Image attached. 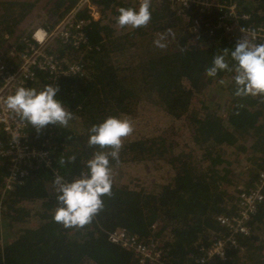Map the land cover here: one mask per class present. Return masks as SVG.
I'll return each mask as SVG.
<instances>
[{
  "label": "trees",
  "instance_id": "16d2710c",
  "mask_svg": "<svg viewBox=\"0 0 264 264\" xmlns=\"http://www.w3.org/2000/svg\"><path fill=\"white\" fill-rule=\"evenodd\" d=\"M80 1L49 0L43 7L41 27L48 32L77 9L74 20L82 21L86 42L74 49L58 38L49 51L82 70L54 85L59 88L54 99L73 113L69 125H48L39 132L28 125L31 144L50 153L52 166L30 169L21 184L3 192L8 163L0 157V264H137L132 251L109 241L117 230L142 244L156 243L166 264H193L224 231L217 218L236 215L239 194L257 189L264 171V97L235 96L234 72L205 75L214 56L225 49L232 66L230 52L242 37L264 43V0H208L207 9L192 5L180 15L179 5L151 0V20L134 30L117 27L115 17L119 8L137 9L138 0H87L77 7ZM229 1L237 5V20L222 18L228 10L217 2L226 6ZM37 2L0 0V50L9 38L20 50L23 35L17 29ZM169 28L174 35L165 43L172 47H155L153 41ZM138 38H143L139 45ZM142 43L146 57L127 65L129 49ZM8 56L3 59L13 62ZM38 78L41 90L49 85L45 75ZM143 104L158 106L170 123L153 137L123 139L119 160L110 158L109 166L113 174L123 164L162 163L165 184L140 189L138 183L123 184L112 176V195L102 197L103 210L90 224L64 228L54 222L56 176L66 182L78 178L101 150L88 146L89 129L108 117L134 119ZM175 120L183 124L191 146L168 135ZM5 146L0 134V149ZM227 151L237 166L245 165L237 168ZM73 155L75 161L67 163ZM261 194L248 223L250 236L238 238L243 251L238 248L226 263L217 264H264V186Z\"/></svg>",
  "mask_w": 264,
  "mask_h": 264
},
{
  "label": "built area",
  "instance_id": "2783aa9c",
  "mask_svg": "<svg viewBox=\"0 0 264 264\" xmlns=\"http://www.w3.org/2000/svg\"><path fill=\"white\" fill-rule=\"evenodd\" d=\"M87 1V0H86ZM83 1L82 3L86 2ZM79 3L77 7H81ZM171 3V2H170ZM180 6L178 12L187 9L192 5L202 6V10L209 7V1L205 0H175L172 2ZM228 10L223 19L237 20V5L229 1L228 5H220ZM77 9H73L69 16H66L60 24L52 31L42 29L40 37L22 38L20 50L10 48L8 54L13 62H6L0 55V134L6 138V147L0 149V157L7 160V174L3 179V192L10 191L14 186L19 185L28 176L29 170L44 166H52V158L47 150L36 149L30 141L28 124L22 121L19 116L10 112L4 101L7 97L14 95L19 87L35 89L38 88V74L47 77L49 85H57L63 77H69L81 73V66L68 62L65 59H58L49 51L50 46L56 39L77 49L86 42L83 32L82 21H75L74 15ZM97 13L94 12L93 16ZM249 16L243 14V18ZM256 35V34H255ZM253 35L252 38L257 37ZM264 186V171L260 174V185L255 190L241 192L238 198V212L236 215H221L217 222L224 231L214 240L202 253L195 256L193 264H216L226 262L228 253L239 248L237 239L249 236L251 233L248 223L255 214L257 205L262 201L261 189ZM109 241L122 249L132 251L138 259L137 264H166L162 261V252L157 248L156 243L142 244L135 236H130L125 230H117L109 234Z\"/></svg>",
  "mask_w": 264,
  "mask_h": 264
},
{
  "label": "clouds",
  "instance_id": "9594fccd",
  "mask_svg": "<svg viewBox=\"0 0 264 264\" xmlns=\"http://www.w3.org/2000/svg\"><path fill=\"white\" fill-rule=\"evenodd\" d=\"M151 0H140L139 7L119 8L115 17L116 26L137 29L146 27L151 20ZM174 35L171 29L159 34L153 41L155 47L164 49L167 36ZM227 49L214 56L212 64L205 71L210 78L220 71L234 72L235 96L264 97V43L255 44L249 38L239 39L230 58L232 66L226 60ZM58 86L45 85L43 90L19 87L14 95L4 101L6 108L19 116L22 121L32 126L37 132L48 125L66 128L73 119V113L60 101L54 99ZM134 131L132 122L127 118L108 117L102 123L89 129L88 146H97L100 151L86 162L87 171L81 172L78 178L66 182L56 176L54 180L58 207L55 209L53 221L64 228H82L91 223L94 216L103 210V196H111L112 170L110 158L119 160L123 139ZM107 149V151H105ZM76 157L70 156L67 163H73ZM61 164L65 161L61 160Z\"/></svg>",
  "mask_w": 264,
  "mask_h": 264
},
{
  "label": "rangeland",
  "instance_id": "374dc122",
  "mask_svg": "<svg viewBox=\"0 0 264 264\" xmlns=\"http://www.w3.org/2000/svg\"><path fill=\"white\" fill-rule=\"evenodd\" d=\"M10 1L20 2V1H34V0H10ZM156 1L160 2L162 0H156ZM168 1L170 3L175 0H168ZM48 2L49 0H38L36 6L33 8L30 14H27L25 12L26 14H25L24 20L19 24V27L17 29V32L19 31L23 35L22 38L32 37L36 39L41 36L42 29H44L41 27V22L45 16V11L43 7ZM189 8L190 7H188L187 9ZM182 12L183 11L178 12L177 15L182 14ZM97 17H98V14L95 15V19ZM124 33H128V32L126 31ZM154 34L155 33H153L152 35ZM4 39H8V36L5 35ZM138 39L140 41H137L136 43L139 45L141 41L143 42V38H138ZM13 42H14L13 38H9L7 40L6 45L0 50V55L2 57L7 53V58H6L7 60H9L10 57L8 56V51H6L5 47L9 48L11 45H14L15 43ZM131 42L132 41L129 38L128 43L130 44ZM56 45L53 46V43H52L49 50L52 48V46L55 49ZM141 45L142 47H140L139 49L136 48V46L131 47L129 49V53L127 56L128 60L126 62L127 65H136L140 59L146 57L147 55L146 43H142ZM168 45L170 48L172 47L171 43L167 44V46ZM40 85L41 84L37 85L39 89H41ZM153 107L154 106H150V105L145 106L143 104L142 110H141L142 112L140 113L141 115L134 117V119H129L132 122L134 131L130 136L124 139L132 140V139H137L139 137H153L158 134L159 130L166 128L168 126L170 121L168 120L165 122L164 115L159 110L160 108L156 106L155 108L157 109H154ZM182 125L183 124H181L180 121L175 120V122L172 124L173 130H170L168 132V135L169 133H172L170 136L172 135L177 136L182 142L191 146V140L187 135V131L183 129ZM226 158L228 160L233 161L235 165L237 166L236 157L235 155L231 153V151H227ZM244 165H245L244 163H241V165L239 164L238 166L242 167ZM234 172L235 173L239 172V169H235ZM112 176L115 179L116 178L120 179L121 183L123 184L130 185V184L138 183V186L140 187V189L141 187L142 188L149 187L150 189L155 187V189H160L161 186L165 184L164 182L167 179V175L165 174L164 165L158 162H147L145 164L142 162H139V163L134 162V163L119 165L118 167H116L115 172L112 174Z\"/></svg>",
  "mask_w": 264,
  "mask_h": 264
},
{
  "label": "water",
  "instance_id": "95a60500",
  "mask_svg": "<svg viewBox=\"0 0 264 264\" xmlns=\"http://www.w3.org/2000/svg\"><path fill=\"white\" fill-rule=\"evenodd\" d=\"M83 1H86V0H83ZM83 1L81 0L80 3H82ZM138 1H139V0H138ZM139 3H140V1H139ZM29 135H30V134H29ZM187 135H188V134H187ZM181 142H182V141H181ZM5 147H6V146H5ZM5 147H4V148H5ZM4 148H3V149H4ZM260 174H261V173H260ZM14 187H15V186H14ZM14 187H13V188H14ZM13 188H12V189H13ZM12 189H11V190H12ZM8 192H9V191H8ZM250 234H251V233H250ZM249 236H250V235H249ZM249 236H246V237H249ZM240 237H241V236H240ZM237 244L239 245V248H240L241 246H240V243H239V239H237ZM237 249H238V248H237ZM235 250H236V249H235ZM235 250H232V251H235ZM232 251H230V252H232ZM230 252L228 253V259H229ZM228 259H227V261H228ZM227 261H226V262H227ZM226 262H220V263H226ZM217 263H219V262H217ZM217 263H216V264H217Z\"/></svg>",
  "mask_w": 264,
  "mask_h": 264
},
{
  "label": "flooded vegetation",
  "instance_id": "af4514ba",
  "mask_svg": "<svg viewBox=\"0 0 264 264\" xmlns=\"http://www.w3.org/2000/svg\"><path fill=\"white\" fill-rule=\"evenodd\" d=\"M239 249H240L239 251H243V248L242 247H240Z\"/></svg>",
  "mask_w": 264,
  "mask_h": 264
}]
</instances>
